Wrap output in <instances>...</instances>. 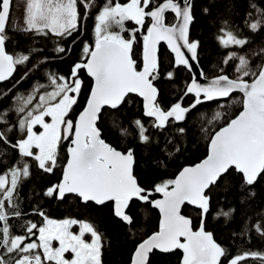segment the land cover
I'll list each match as a JSON object with an SVG mask.
<instances>
[{
    "label": "snow or ice",
    "instance_id": "6c2138e0",
    "mask_svg": "<svg viewBox=\"0 0 264 264\" xmlns=\"http://www.w3.org/2000/svg\"><path fill=\"white\" fill-rule=\"evenodd\" d=\"M24 32L58 39L71 37L80 27V20H87L96 0H24ZM84 11L81 14L79 7ZM12 0H0V82L13 76L17 66L26 65L40 50L31 49L27 54H10L6 50V26L10 19ZM247 14L244 26L252 33L264 30V8L255 3ZM205 13L209 11L204 9ZM174 14L175 23L166 22V13ZM150 19L143 40V68L138 70L134 59L136 33ZM94 46L85 43L80 62L75 63L70 75L46 74L48 85L37 83L27 94L17 93L9 107L0 108V157L9 150L18 154L11 167L0 173V264H102L104 237L95 226L74 218L56 220L49 218L40 208L33 214L43 222L24 220L21 232L14 233L12 220H21L26 215L19 204L21 184L32 176L35 167L43 173H53L58 165L63 141H70L67 148V163L63 166L62 179L47 187L43 196L63 202L69 196L78 198L87 206L89 203L102 206L112 203L115 217L130 229L135 218L129 214L134 201L151 205L159 210V227L151 235L135 243L130 264H152L154 251L161 253L182 252L180 264H241L248 257L260 258L264 254L245 252L228 258L227 250L218 244L213 233L206 231L205 217L210 211L208 192L221 179H226L230 170L241 178V189H250L258 178L264 177V48L260 49V63L253 66L248 55L228 51L223 64L238 61L234 76L220 74L201 84L195 77L186 84L180 99L167 109L158 101L159 89L154 81L160 78L158 45L166 42L174 53V68L183 66L192 71V61H198L199 42L190 40L189 29L194 21L192 0H128L113 3L106 0L94 17ZM138 27L127 29L126 22ZM216 39L224 49H244L250 43L247 37L237 34L227 20L222 22ZM129 32V37L122 35ZM54 51L65 53L59 44ZM257 55V53H253ZM47 57L38 58V63L25 72L38 69ZM86 71L92 85L86 104L73 120L71 113L81 96L84 82L79 73ZM223 73V70H221ZM201 77L207 79L205 73ZM169 71L165 78L174 79ZM19 83V81H17ZM15 87V85H14ZM51 87V91H41ZM10 89L0 93L7 97ZM242 94L239 100L231 99L234 93ZM130 94L142 98L143 116L150 118V127L164 131L170 123L186 121L197 108L209 101L225 99L229 106L237 102L242 110L228 119L209 137L207 156L194 166L184 167L174 179L163 180L152 188L142 186L134 173L136 154L132 147L117 150L102 138L98 121L103 109L112 111V129L121 138L134 135L140 144L151 143L149 127L144 120L135 119L125 125L120 109L128 103ZM192 95L194 101L187 107L184 98ZM220 104L207 123L221 121L225 113ZM15 114L13 122L11 114ZM203 118V114H201ZM47 118H50V122ZM37 126L41 131H37ZM207 131V129H203ZM180 134L183 127L177 129ZM13 133H19L13 140ZM168 139L163 151L171 156ZM179 151V148L176 149ZM162 199H153L154 194ZM255 193L249 191V196ZM185 204L200 210V225L193 230L191 218L182 214ZM235 209H220L217 216L230 218ZM79 231L74 232L73 226ZM255 231L264 236V223L257 222ZM90 235L91 239H86ZM33 237H35L33 239ZM59 246L54 247L53 242ZM71 253V259L65 254Z\"/></svg>",
    "mask_w": 264,
    "mask_h": 264
},
{
    "label": "trees",
    "instance_id": "16d2710c",
    "mask_svg": "<svg viewBox=\"0 0 264 264\" xmlns=\"http://www.w3.org/2000/svg\"><path fill=\"white\" fill-rule=\"evenodd\" d=\"M98 7L93 8L91 15L85 21L80 20V27L77 32H73L71 37L58 39L51 36H39L35 33H28L22 30H14L6 27V50L10 54L25 53L31 49L40 50L34 54L29 63L17 66L13 76L6 82L0 83V93L8 92L7 97L0 99V108L9 107L12 104V97L17 93L27 94L37 83L48 85L46 74L49 72L64 75L68 77L72 66L81 61L83 47L85 43L94 46V17L99 8L103 6L106 0H96ZM127 3L128 0H113V3ZM255 3L258 7L264 8V0H192L194 21L189 29L190 40L198 41V65L207 78H212L220 74L234 76V67L238 61L223 64V59L228 51H236L239 55H248L253 66L260 63V49L264 48V30L258 33H252L244 26V20L247 14L252 11L250 5ZM209 11L205 13L204 9ZM81 14L84 9L79 7ZM10 20V19H9ZM227 20L229 25L237 30L238 35L247 37L250 41L244 49L222 48L216 37L222 22ZM166 22L173 23L172 15H166ZM9 23V21H8ZM150 20H146L145 26L137 32V43L134 45V59L137 61L138 70L143 67L142 36L147 34V27ZM125 27L129 30L138 27L134 22L128 21ZM122 35L129 37V32ZM66 49L65 53L57 54L54 49L57 45ZM257 53V55H253ZM160 57V78L154 81L159 89L158 101L165 109L171 104L177 102L183 95L187 83L191 81V74L183 67L174 68L173 58L164 46L158 48ZM47 57L46 63L38 69L29 72L24 77L25 72L32 68V65L38 63V58ZM223 70V73L221 72ZM173 71L174 79L165 78L166 73ZM84 82L81 96L78 103L74 106L71 118L76 119L77 115L83 110L86 104L87 96L90 92L92 80L86 75L84 70L79 73ZM19 81V83H17ZM15 85V87H14ZM51 91V87L41 91ZM239 94L232 95L231 99L239 100ZM194 96L184 98L183 105L187 107L194 101ZM129 102L120 109V116L125 125L131 124L135 119L144 120L149 127L151 143L148 145L140 144L138 139L132 135L127 139L121 138L112 129V111L103 109V115L98 121V126L102 130V138L120 151H126L129 147L135 150L136 165L134 173L138 182L145 188H152L156 183L163 180L174 179L178 172L185 166H191L201 161L207 154L209 137L219 130L228 119L234 118L242 110L240 103L229 106L227 100L209 101L198 105L195 110L187 117L186 121L170 123L166 130L160 131L150 127V120L143 116L142 101L130 95ZM220 104L225 107L219 109L225 113V117L212 125L207 123L214 111ZM203 114V118L201 116ZM13 122L15 114H11ZM183 127L185 132L180 134L177 129ZM203 129H207L204 131ZM20 135L13 133V140ZM172 139L173 143L168 145V151L172 152L169 156L163 151L166 141ZM70 141H63L60 147L58 165L53 173H43L39 169L32 168V176L26 179L19 189V204L21 210L26 215L21 220L10 221L13 224L14 233H20L22 230L20 224L24 220H32L41 224L42 217L33 214V209L40 208L45 214L56 220L65 218H74L86 220L92 223L95 228L104 237V248L102 254V264H130L131 254L134 251L135 243L147 238L153 231L158 230L159 214L151 205L141 204L134 201L129 214L135 218V224L130 229L124 225L113 214L112 204L97 206L89 203L85 206L78 198L69 196L63 202L50 199L43 196L44 190L58 183L62 179L63 166L67 159V148ZM179 148V151L176 149ZM18 159V154L9 150L8 153L0 157V173L6 168L11 167ZM249 191L254 192V196H249ZM160 194L153 195V199ZM210 196V211L205 217L206 231L213 233L215 241L224 247L229 259L245 252H258L264 254V236L255 231L254 225L259 221L264 223V177L258 178L257 183L250 189H241V178L235 170H230L226 179H221L216 186H213L208 192ZM220 209H235L230 218L217 216ZM183 215L191 218L193 228L196 229L201 220L200 210L185 206ZM35 237H33L34 239ZM182 254L180 250L173 253L154 252L151 256L152 264H180ZM227 264V260H224ZM241 264H262L260 258L248 257Z\"/></svg>",
    "mask_w": 264,
    "mask_h": 264
},
{
    "label": "water",
    "instance_id": "95a60500",
    "mask_svg": "<svg viewBox=\"0 0 264 264\" xmlns=\"http://www.w3.org/2000/svg\"><path fill=\"white\" fill-rule=\"evenodd\" d=\"M167 14H170V15H172L173 16V18H174V14H172V13H166V15ZM150 20V19H149ZM176 21H175V19H174V22L173 23H175ZM150 23H151V21H150ZM8 24L9 23H7V26L6 27H8ZM150 26V25H149ZM160 46H164L166 49H167V51L171 54V56H172V58H173V61H174V53H172L171 52V50L168 48V46H167V44H166V42H164V41H161L160 42V44L158 45V48L160 47ZM182 51H184L185 52V54L188 56V58H189V62H190V64L192 65V71L191 72H189L190 74H191V78H193V77H195L196 78V80L199 82V83H201V84H206V83H208V81L211 79V78H207V79H205V78H203V77H201V75H200V73L202 72L201 71V69H200V67H199V65H198V62L197 61H192L191 60V58H190V54H188L187 53V50L186 49H183L182 48ZM142 62H143V59H142ZM180 67H183V66H180ZM143 68V67H142ZM184 68V67H183ZM142 70V69H141ZM85 73H86V71H85ZM14 74V73H13ZM86 75H87V73H86ZM11 78V77H10ZM9 78V79H10ZM90 78V77H89ZM213 78V77H212ZM8 79V80H9ZM91 79V78H90ZM7 80V81H8ZM4 82H6V81H4ZM4 82H0V83H4ZM191 82V81H190ZM234 94H239L240 96L242 95V94H240V93H234ZM233 94V95H234ZM130 95H132V96H136L135 94H130ZM192 96V95H191ZM136 97H138V96H136ZM141 101H142V108H143V100H142V98H140V97H138ZM225 99H221V100H219V101H224ZM106 109V108H105ZM103 111V110H102ZM79 115V114H78ZM78 115H77V117H78ZM76 117V118H77ZM145 118H147V117H145ZM147 119H149L150 120V118H147ZM218 131V130H217ZM70 143V142H69ZM206 156H207V154H206ZM206 156L204 157V158H206ZM203 158V159H204ZM202 159V160H203ZM201 160V161H202ZM201 161H199L198 163H200ZM67 163V159H66V162H65V164ZM197 164V163H196ZM195 165V164H194ZM194 165H191V166H194ZM185 167H188V166H185ZM183 169V168H182ZM181 169V170H182ZM234 170V169H233ZM179 173V172H178ZM156 199H162V196L161 195H159V197L158 198H156ZM92 204H94V203H92ZM107 204H112L111 202H109V203H107ZM106 205V204H105ZM98 206V205H97ZM185 206H189V207H191V208H195V206H193V205H188V204H185L184 206H183V208H182V214H183V209L185 208ZM112 208H113V206H112ZM155 209V208H154ZM195 209H197V208H195ZM157 212H158V214H159V210L158 209H155ZM197 210H199V209H197ZM159 216H160V214H159ZM117 218V217H116ZM119 219V218H118ZM200 225V224H199ZM199 228V226L196 228V229H194L193 228V230H197ZM154 252H159V251H154ZM181 252V251H180ZM161 253V252H160ZM181 254H182V252H181Z\"/></svg>",
    "mask_w": 264,
    "mask_h": 264
},
{
    "label": "rangeland",
    "instance_id": "374dc122",
    "mask_svg": "<svg viewBox=\"0 0 264 264\" xmlns=\"http://www.w3.org/2000/svg\"><path fill=\"white\" fill-rule=\"evenodd\" d=\"M24 0H12V7H11V14H10V20L8 24L9 29L14 30H21L24 27ZM50 122V118H47ZM37 131H41L42 129H39V126H37ZM74 232L79 231V226L75 225L72 229ZM86 239L90 240V235H86ZM54 247H58V242H53ZM67 259H71V253L65 254Z\"/></svg>",
    "mask_w": 264,
    "mask_h": 264
}]
</instances>
